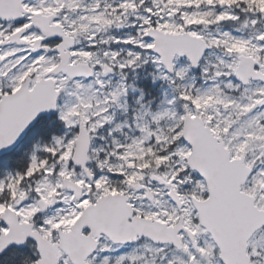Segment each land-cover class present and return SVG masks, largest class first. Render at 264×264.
<instances>
[{"label": "snow or ice", "instance_id": "snow-or-ice-1", "mask_svg": "<svg viewBox=\"0 0 264 264\" xmlns=\"http://www.w3.org/2000/svg\"><path fill=\"white\" fill-rule=\"evenodd\" d=\"M0 264H264V0H0Z\"/></svg>", "mask_w": 264, "mask_h": 264}, {"label": "flooded vegetation", "instance_id": "flooded-vegetation-1", "mask_svg": "<svg viewBox=\"0 0 264 264\" xmlns=\"http://www.w3.org/2000/svg\"><path fill=\"white\" fill-rule=\"evenodd\" d=\"M35 138H36V133H35V130H33L32 132L28 134L27 138L21 142V146L22 147L24 146L23 148L29 147L31 141L34 140Z\"/></svg>", "mask_w": 264, "mask_h": 264}, {"label": "rangeland", "instance_id": "rangeland-1", "mask_svg": "<svg viewBox=\"0 0 264 264\" xmlns=\"http://www.w3.org/2000/svg\"><path fill=\"white\" fill-rule=\"evenodd\" d=\"M121 31L123 32V31H126V30H121ZM184 65H185L184 63H181V62L178 63V66H184ZM115 79L118 80L119 78H115ZM199 82H201V81L199 79H197L196 80V85L197 86H199Z\"/></svg>", "mask_w": 264, "mask_h": 264}]
</instances>
